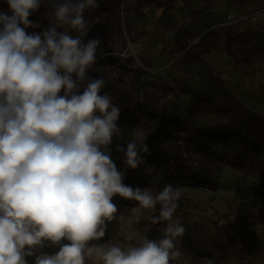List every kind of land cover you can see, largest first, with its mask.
<instances>
[{
  "label": "clouds",
  "instance_id": "obj_1",
  "mask_svg": "<svg viewBox=\"0 0 264 264\" xmlns=\"http://www.w3.org/2000/svg\"><path fill=\"white\" fill-rule=\"evenodd\" d=\"M42 2L6 0L11 14L0 11V264H29L27 257L34 264H88L93 255L102 264H172L184 232L173 219L182 190L168 183L153 193L123 182L129 168L147 164V138L138 126L126 149L116 146L125 164L118 170L110 146L124 135L121 109L101 94L105 79L88 76L101 41L85 42V12L98 0H54L49 27L30 34L28 28L41 27L29 17ZM116 195L138 205L118 215ZM157 205L151 223L164 222L161 238L145 234L124 248L93 243L108 222L131 226ZM46 246L59 251L37 254Z\"/></svg>",
  "mask_w": 264,
  "mask_h": 264
},
{
  "label": "trees",
  "instance_id": "obj_2",
  "mask_svg": "<svg viewBox=\"0 0 264 264\" xmlns=\"http://www.w3.org/2000/svg\"><path fill=\"white\" fill-rule=\"evenodd\" d=\"M176 1L98 0L100 6L97 9L85 12V19L90 27L88 35L84 37L85 42L92 38L101 41L96 64L89 70L88 76L105 79L106 87L102 89L101 94H109L113 102L120 107L117 122L134 129L139 126L150 149V153L145 154L147 164L137 169L129 168L123 182L134 188L149 185L153 193L161 191L168 183L174 187H212L210 176L193 168L185 158L183 152L186 146H203L214 151L212 145L221 144L224 148L223 158L235 166H245L248 161L260 167L264 166V113L248 106L227 86L224 78L214 73L202 57V53L218 47L223 37L218 30L213 28L199 35L188 26H182L173 37L176 53L184 51L177 66L198 64L197 72L204 84V90L194 88L183 79L152 81L149 79L152 67L144 66L142 59H139V62L126 50L128 40L138 42L146 34L133 24V16L144 17L147 7L162 8L160 25L165 31L173 29L179 23L174 13ZM53 2L54 0L42 2L39 10L29 17L41 27L28 28V33L42 32L49 27L48 16L53 11ZM72 34L75 35L74 32ZM196 37H200L198 42L191 44ZM124 50L125 55L122 54ZM225 50L228 56L236 60V64L250 67L249 73H252L257 57L264 52V28H247L227 34ZM170 92L187 94L189 101L183 104L164 100ZM212 117L226 121L217 126L198 124L199 118ZM118 144L127 148L126 144L114 139L110 146L111 158L118 170L123 171L124 154L116 150ZM175 160L181 161L182 164L171 166L169 163ZM146 167L152 169L151 175L145 174ZM154 215H159V205L147 218L141 232L149 238L159 239L164 222L151 223ZM179 223L184 227L183 234L176 241L179 251L184 249L188 255L207 257L216 263L222 262V258L213 250L196 240L192 226L185 222ZM226 236L227 245L241 244L242 248L246 247V241L238 240L236 235ZM174 263L175 261L172 262ZM88 264L97 263L89 259Z\"/></svg>",
  "mask_w": 264,
  "mask_h": 264
},
{
  "label": "rangeland",
  "instance_id": "obj_3",
  "mask_svg": "<svg viewBox=\"0 0 264 264\" xmlns=\"http://www.w3.org/2000/svg\"><path fill=\"white\" fill-rule=\"evenodd\" d=\"M259 2L258 7H264V0H259ZM5 13L11 14L8 5L5 7ZM248 24H251L255 30L264 28L260 23ZM242 27V30L247 29L246 24ZM223 50L220 47L216 52L209 53L207 56L208 65L214 73L225 79L227 86L248 106L264 113V52L257 57L254 71L249 73L250 67L236 64V60L228 55L224 57L225 51ZM220 51L222 52L221 56L219 55ZM140 53L139 51L141 60ZM142 62L144 61L141 60ZM175 62L176 59L171 62L168 69L166 67L163 70L152 66L150 72L153 75L149 79L154 82L164 79L175 80L173 71L179 67ZM143 65L148 67L152 64L144 62ZM197 70L196 64H190L184 69L181 79L189 82L196 89L204 90V84L201 82ZM185 95L181 94L178 97V100H181L183 104L189 101L184 97ZM164 100L172 101L168 97H165ZM225 121L226 119L218 117L199 118L198 124L217 126ZM117 124L125 131L123 138L114 139L127 145V140L131 138L130 133L134 128L118 122ZM212 147L214 151L195 145L184 148L183 153L189 160V164L196 170L207 173L210 176L212 187L180 186L183 195L178 201L179 206L173 219L192 226L195 229L193 235L196 240L213 250L216 255L222 258V262L216 263L207 257H194L182 249L180 257L175 260L174 264H264V166L252 164L251 161L242 167L235 166L223 158L224 148L221 144L212 145ZM169 164L176 167V165L180 166L182 162L175 160ZM147 187L153 192L149 185L140 188ZM113 203L117 205L118 215L126 213V210L138 205L137 201L128 200L119 195L113 198ZM152 213L154 210H142L141 221L131 226L126 221L108 222L106 235L93 243H108L122 248L129 244H139L144 236L141 232L142 226ZM226 235H236L238 240H245L246 247L242 248L241 244L236 243L235 246L227 245ZM248 241L250 243H247ZM64 243H68V241L65 240ZM54 248L59 251L58 246H46L43 249L46 251L54 250ZM27 259L29 264H34L32 257H27ZM91 259L97 264H102L99 257L95 255Z\"/></svg>",
  "mask_w": 264,
  "mask_h": 264
},
{
  "label": "crops",
  "instance_id": "obj_4",
  "mask_svg": "<svg viewBox=\"0 0 264 264\" xmlns=\"http://www.w3.org/2000/svg\"><path fill=\"white\" fill-rule=\"evenodd\" d=\"M259 3V0H177L175 2L174 13L179 23L173 29L166 31L159 23V16L162 12V8L147 7L145 8L144 17L141 18L136 15L132 17L133 24L138 26L139 30L146 32L138 41L141 45L139 49L141 52L140 56L144 62L152 64L149 65L151 67L154 66L155 68H159L167 65L168 69L172 61L176 59L177 62L184 55V51L180 53H176L175 51L174 34L180 27L188 26L199 35L213 28L218 30L223 36L219 41L218 47L206 53H202V57L208 61L209 59L207 56L209 53L216 52L220 47L224 49L225 57V55H227L225 50V38L227 34L241 31L244 24H246L248 29L255 30V28L248 23H260L264 26V10H260L264 7L259 8ZM249 12H257V21L246 20L227 23L230 13L242 15ZM199 38L200 37H196L191 44L198 42ZM220 53L219 55L221 56L222 52L220 51ZM196 65L198 66V64ZM187 66H180L181 68L178 67L173 71L174 77L176 79H181L182 73ZM39 251L48 254L57 252L56 248L46 251H44V249H39L38 252ZM32 258L34 259V257Z\"/></svg>",
  "mask_w": 264,
  "mask_h": 264
},
{
  "label": "built area",
  "instance_id": "obj_5",
  "mask_svg": "<svg viewBox=\"0 0 264 264\" xmlns=\"http://www.w3.org/2000/svg\"><path fill=\"white\" fill-rule=\"evenodd\" d=\"M8 4L6 3V0H0V11L5 12V7ZM264 10V8L262 9ZM246 20H251V21H257V12H249L246 14H242V15H236L235 13H230L228 15V22L227 23H233V22H242V21H246ZM131 43L132 44V48H129V46L126 48V50H129L130 53L140 62L139 60V49H140V45L138 42H131L130 40H128V44ZM136 47V48H135ZM126 50H124L122 52V54H126ZM167 66H162L159 67L160 70H163L164 68H166ZM152 71V69L150 70ZM151 75H153L152 72H150V77ZM168 99L172 100V101H177V102H181V100H178L179 95L175 92H170L167 94ZM184 97H186L187 99H189V95H185Z\"/></svg>",
  "mask_w": 264,
  "mask_h": 264
}]
</instances>
